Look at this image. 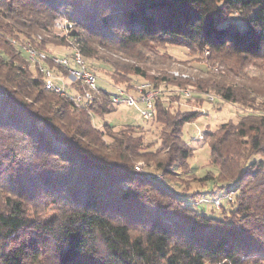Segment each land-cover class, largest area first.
Returning a JSON list of instances; mask_svg holds the SVG:
<instances>
[{
  "label": "trees",
  "instance_id": "1",
  "mask_svg": "<svg viewBox=\"0 0 264 264\" xmlns=\"http://www.w3.org/2000/svg\"><path fill=\"white\" fill-rule=\"evenodd\" d=\"M59 17L73 24L95 72L92 60L110 66L104 79L131 85L137 74L260 110L206 132L218 177L237 183L228 218L136 169L143 159L165 175L186 165L193 150L183 126L199 111L156 99L161 146L153 149L134 127L94 123L118 108L104 86L90 108H76L24 65L7 37L39 34V45L54 53L49 44L67 45L55 32ZM168 44L207 50L209 66L195 80L149 79V64H171L161 53ZM263 111L264 0H0V264H264ZM37 177L65 192L51 202V217L30 208Z\"/></svg>",
  "mask_w": 264,
  "mask_h": 264
},
{
  "label": "rangeland",
  "instance_id": "2",
  "mask_svg": "<svg viewBox=\"0 0 264 264\" xmlns=\"http://www.w3.org/2000/svg\"><path fill=\"white\" fill-rule=\"evenodd\" d=\"M232 16L239 18L237 13ZM55 32L59 35L56 29ZM152 45L155 46L154 44ZM48 48L59 55L70 51L68 44L66 46L49 44ZM193 48L190 49L184 44H168L163 46L161 53L171 56L173 63L165 64L163 68L149 64L151 67L147 71L149 79H153L151 76H163L166 74L167 76L195 80L196 77L194 75L202 73L209 64H207L208 51H201L196 49V47ZM92 62L93 67L98 69L100 77L108 78V75L111 73L110 66L102 61L92 60ZM24 65L28 66L27 61L24 62ZM30 70L35 73L33 69L30 68ZM249 70L254 69L250 67ZM132 78L139 81L144 80L142 76L137 74L132 75ZM65 79L68 82L70 81L67 77ZM102 84L108 91L114 89L110 84L104 82ZM156 87L162 90L160 96H164L163 100H167L168 102L174 101V109L180 108L183 111L195 110L200 112L198 119L193 122H187L183 126V139L189 144L193 153L186 165L183 167L173 166V172L166 175L162 170L157 169L154 161H147L145 159L137 162V165H140L138 171L143 172L146 176L157 178L164 185L171 186V189L191 200L190 202L197 209L220 218H228L230 210L236 206V195L232 190L236 188L237 183L235 181H224L218 177L219 165L212 162L211 149L206 132L215 131L224 123H237L243 116L259 114L260 110L255 107L247 108L241 103L226 100L222 95L213 91L204 92L192 85L175 86L170 84L165 86L162 84ZM182 90H188L189 94H185ZM175 95L180 96L176 98ZM94 123L101 130H105V123L114 125L115 130L128 126L134 127L137 131L143 133L145 141L151 143L153 149L161 146V139L159 138L160 122L143 119L139 111L133 107L119 105L114 112L107 113L104 116H95ZM254 156L260 157L261 154ZM3 177L5 176L0 172L1 190L4 188V184L1 181ZM205 177H209V179H205ZM37 180L40 187L35 185L37 190H35L36 198L33 202L31 201L32 205L30 208L36 216L51 217L55 212L53 209L55 204L51 202L59 200L57 198L62 195V192L63 194L65 192L64 190L60 192V188L52 187L51 184L40 180L38 177ZM34 183L33 181L32 184ZM1 194L2 191H0V196ZM217 200L220 201L219 205L216 203ZM49 203H51V206L48 208L47 205Z\"/></svg>",
  "mask_w": 264,
  "mask_h": 264
},
{
  "label": "built area",
  "instance_id": "3",
  "mask_svg": "<svg viewBox=\"0 0 264 264\" xmlns=\"http://www.w3.org/2000/svg\"><path fill=\"white\" fill-rule=\"evenodd\" d=\"M72 27L73 24L66 18L56 19L55 29L59 35L66 37L70 48L69 53L61 55L44 50L39 45L42 40L39 34L34 39L24 40L15 36L7 37V39L20 50L28 66L34 70V75H43L46 89L65 95L76 108H90L96 95L104 88L102 84L104 82L114 88L110 91L113 104L133 107L139 111L143 119L153 120L156 115L155 101L160 97L162 90H159L151 81H137L131 85H125L101 78L83 57L76 39L71 35ZM48 63L56 69L66 70L70 81L68 82L60 73L61 71H56ZM182 91L189 94L188 90ZM136 168L139 170L140 165L138 164ZM216 203L219 205L220 201L217 200Z\"/></svg>",
  "mask_w": 264,
  "mask_h": 264
}]
</instances>
